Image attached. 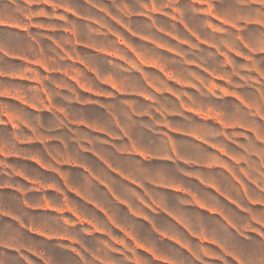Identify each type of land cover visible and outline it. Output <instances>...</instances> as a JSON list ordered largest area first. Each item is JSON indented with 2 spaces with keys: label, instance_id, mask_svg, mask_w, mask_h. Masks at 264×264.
Instances as JSON below:
<instances>
[{
  "label": "rangeland",
  "instance_id": "rangeland-1",
  "mask_svg": "<svg viewBox=\"0 0 264 264\" xmlns=\"http://www.w3.org/2000/svg\"><path fill=\"white\" fill-rule=\"evenodd\" d=\"M0 27L6 45L38 60L27 72L33 79H0V89L27 101L0 96L1 152L44 150L33 141L59 123L31 107H117L121 113L122 107H206L210 136H239L246 153L264 157V0H0ZM6 58V72L23 73V64ZM86 114L104 120L103 112ZM191 114L175 120L178 130L202 123ZM2 171L0 185L11 183ZM14 204L11 194L0 192L6 243L13 242ZM257 215L264 222V209ZM32 217L53 219L49 212ZM119 235L86 238L84 264H157L132 256ZM245 235L246 253L264 264V227L255 223ZM22 238L16 258L0 247L1 264H80L57 240L25 231ZM166 249L169 259L176 252L189 264Z\"/></svg>",
  "mask_w": 264,
  "mask_h": 264
},
{
  "label": "crops",
  "instance_id": "crops-1",
  "mask_svg": "<svg viewBox=\"0 0 264 264\" xmlns=\"http://www.w3.org/2000/svg\"><path fill=\"white\" fill-rule=\"evenodd\" d=\"M5 58L23 64V73L6 72ZM37 62L0 33V79H33L27 72ZM0 96L27 102L17 91L0 89ZM31 108L52 113L59 124L33 141L44 145L41 152L0 151L2 173L12 180L0 192L16 200L13 242L0 234L3 251L16 258L25 231L57 240L84 264L86 238L119 233L132 256L151 263L185 264L176 252L169 259L171 246L189 264H262L246 253L245 232L255 223L264 227L256 219L264 209L263 154L246 153L239 136H210L206 107ZM86 109L103 112L104 120ZM191 113L202 123L178 130L175 120ZM38 212L52 213V223L33 218Z\"/></svg>",
  "mask_w": 264,
  "mask_h": 264
}]
</instances>
